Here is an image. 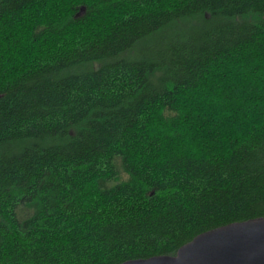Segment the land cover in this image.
Segmentation results:
<instances>
[{
    "label": "trees",
    "instance_id": "1",
    "mask_svg": "<svg viewBox=\"0 0 264 264\" xmlns=\"http://www.w3.org/2000/svg\"><path fill=\"white\" fill-rule=\"evenodd\" d=\"M259 216L264 0H0V264L175 254Z\"/></svg>",
    "mask_w": 264,
    "mask_h": 264
},
{
    "label": "water",
    "instance_id": "2",
    "mask_svg": "<svg viewBox=\"0 0 264 264\" xmlns=\"http://www.w3.org/2000/svg\"><path fill=\"white\" fill-rule=\"evenodd\" d=\"M111 264H264V216L204 231L179 247L175 254Z\"/></svg>",
    "mask_w": 264,
    "mask_h": 264
}]
</instances>
